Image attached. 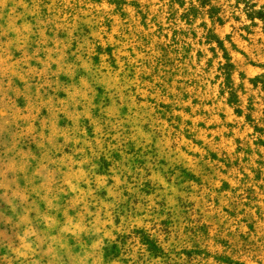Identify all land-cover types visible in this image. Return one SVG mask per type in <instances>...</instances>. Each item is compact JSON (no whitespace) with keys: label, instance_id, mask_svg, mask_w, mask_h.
Returning <instances> with one entry per match:
<instances>
[{"label":"rangeland","instance_id":"rangeland-1","mask_svg":"<svg viewBox=\"0 0 264 264\" xmlns=\"http://www.w3.org/2000/svg\"><path fill=\"white\" fill-rule=\"evenodd\" d=\"M0 264H264V0H0Z\"/></svg>","mask_w":264,"mask_h":264},{"label":"trees","instance_id":"trees-1","mask_svg":"<svg viewBox=\"0 0 264 264\" xmlns=\"http://www.w3.org/2000/svg\"><path fill=\"white\" fill-rule=\"evenodd\" d=\"M239 1V0H238ZM240 1H243L244 3H246L247 4V0H240ZM247 14V16L249 17V18H251V19H254V18H256V17H260V19H262V12H260V11H258V10H255V9H253V8H251L250 9V11H247L246 12ZM228 65H231V63L229 62V64Z\"/></svg>","mask_w":264,"mask_h":264}]
</instances>
